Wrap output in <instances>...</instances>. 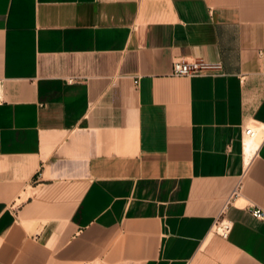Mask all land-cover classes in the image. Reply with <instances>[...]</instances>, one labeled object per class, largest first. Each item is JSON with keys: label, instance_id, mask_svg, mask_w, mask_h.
<instances>
[{"label": "crops", "instance_id": "0c3cea01", "mask_svg": "<svg viewBox=\"0 0 264 264\" xmlns=\"http://www.w3.org/2000/svg\"><path fill=\"white\" fill-rule=\"evenodd\" d=\"M252 206L264 0H0V264H264Z\"/></svg>", "mask_w": 264, "mask_h": 264}, {"label": "built area", "instance_id": "2783aa9c", "mask_svg": "<svg viewBox=\"0 0 264 264\" xmlns=\"http://www.w3.org/2000/svg\"><path fill=\"white\" fill-rule=\"evenodd\" d=\"M220 68L219 65L210 64L193 58H176L173 62V74L176 76H193L205 73H214ZM245 136L255 135L253 127H246L244 130ZM252 213L255 217L264 219V209L258 206H252ZM232 225L223 218H218L214 226L216 233L227 238L231 232Z\"/></svg>", "mask_w": 264, "mask_h": 264}, {"label": "bare ground", "instance_id": "6f19581e", "mask_svg": "<svg viewBox=\"0 0 264 264\" xmlns=\"http://www.w3.org/2000/svg\"><path fill=\"white\" fill-rule=\"evenodd\" d=\"M256 148V147H255Z\"/></svg>", "mask_w": 264, "mask_h": 264}]
</instances>
